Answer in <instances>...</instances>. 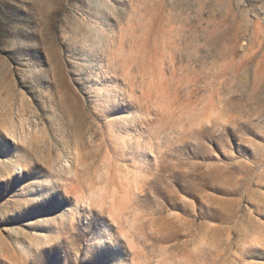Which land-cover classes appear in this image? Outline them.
<instances>
[{"label":"rangeland","instance_id":"obj_1","mask_svg":"<svg viewBox=\"0 0 264 264\" xmlns=\"http://www.w3.org/2000/svg\"><path fill=\"white\" fill-rule=\"evenodd\" d=\"M0 264H264V0H0Z\"/></svg>","mask_w":264,"mask_h":264}]
</instances>
